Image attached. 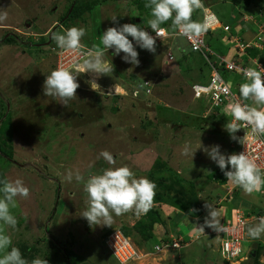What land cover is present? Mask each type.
<instances>
[{
    "label": "rangeland",
    "instance_id": "obj_1",
    "mask_svg": "<svg viewBox=\"0 0 264 264\" xmlns=\"http://www.w3.org/2000/svg\"><path fill=\"white\" fill-rule=\"evenodd\" d=\"M145 3L146 0H0V12L7 13V19L0 21V40L7 33L16 39V42L0 41V180L20 178L30 189V197L18 198V206L11 210L18 221L16 228L6 227L12 246L20 249L29 264L36 258L47 260L48 264H63L67 257L73 264H119L103 245L105 233L116 228L126 230L137 248L148 252L144 236L132 229L137 220L145 217L143 214L137 216L129 212L115 216L113 213V226L104 227L90 226L81 215L87 208L84 183L90 175L101 174L109 167L128 166L137 178L146 177L154 182L156 194H169L165 203L152 204L160 209L163 221L153 227L154 236H164L174 223L177 227L174 232L185 235L184 231H188L185 238L190 233L196 235L198 226L195 228L196 222H189L191 218H197L199 224L207 228L204 223L210 209L201 213L205 199L200 197L202 206L191 207L192 212L188 215L183 213H186L183 202L189 205L197 191L213 190L216 193L217 181L220 182L224 174L217 164L206 167L202 158H186L182 154L183 137L187 130L202 125H218L224 132H229L225 128L224 112L212 115L208 103L195 101L191 96V84L207 82L209 69L203 57L198 56L200 54L181 59L184 55L177 47L187 55L191 52L182 37L178 36L168 49L156 42L155 53L134 46L139 53L138 65L126 62L123 52L116 55L114 48L109 49L104 59L112 62L113 73L100 76L80 73L77 96L68 105L44 94V81L57 68L53 33L63 34L73 26L82 27L86 30L82 45L93 47L100 43V36L107 28L133 23L134 18L144 14L150 16ZM203 3L210 5V10L230 27L238 22L237 17L249 13L245 9L254 11L257 8L234 6L229 0H203ZM73 5L80 14L68 22L61 20ZM202 10H196L192 16L198 24L202 21ZM112 16H117L118 22L113 21ZM231 29L235 30L234 27ZM45 32L40 38L39 35ZM218 36L217 32L208 34L216 40L214 45L219 44ZM219 49L228 57L233 54L232 48L221 45ZM74 68L66 67L73 71ZM93 79L97 90L89 83ZM140 79L147 81L146 88L137 86ZM205 107L207 113L199 116L201 108L204 110ZM227 142L230 145V138ZM238 142L233 140L229 155L237 153ZM102 150L112 153L115 165H109L102 157L97 159ZM69 169L73 172L79 169L85 181H67ZM149 171L160 173L151 176ZM160 177L165 179L164 184L159 183ZM177 179L185 186V194L179 192L182 188L177 186ZM192 179L196 191L191 194L187 181ZM220 184L226 186L225 190L230 194L236 192L232 201L238 197L250 200L251 195L227 180ZM167 186L171 189L167 190ZM218 192L224 194L220 188ZM214 193L213 197L205 196L212 204L219 201ZM169 200L172 203L167 204ZM261 203L258 205L263 207ZM244 209L256 214V211ZM219 211L221 220L223 213ZM219 239L216 234H201L187 248L140 256L128 263L227 264L220 251ZM255 242L257 240H252L246 232V258L242 264H252L248 254L256 248ZM258 243L262 245L259 254L262 264L264 237ZM66 248L71 254L65 256L62 250Z\"/></svg>",
    "mask_w": 264,
    "mask_h": 264
},
{
    "label": "clouds",
    "instance_id": "obj_2",
    "mask_svg": "<svg viewBox=\"0 0 264 264\" xmlns=\"http://www.w3.org/2000/svg\"><path fill=\"white\" fill-rule=\"evenodd\" d=\"M144 6L150 9L151 18L147 20V26H150L156 33V37L163 38L165 29L161 25L169 21H171V28L182 36L198 35L204 30L201 24L192 19L196 10L204 8L203 0H146ZM6 19L7 13L0 12V21ZM111 19L117 21V16H112ZM220 23L222 22L220 21ZM218 30L221 29H214L209 33L212 34ZM85 35L84 28L73 26L63 34L53 33L52 40L61 50L76 51L83 47L81 41ZM129 36L133 37L141 48L155 53L156 37L138 24L125 23L120 27H109L100 36V43L93 45L82 63L75 65L76 74L71 69L58 67L47 75L43 85L44 94L53 97L57 102L68 105L69 101L77 96V89L80 87L77 76L80 73L91 72L95 76L113 73L112 62L104 59L108 50L112 48L116 55L123 52V59L126 62L138 65L140 63L139 53ZM243 76L246 82L240 85L239 93L244 101L251 103L242 104L237 101L229 105L224 114L231 118L225 125L231 138L246 144L248 133L242 138L236 136L237 131L241 128H250L254 135L264 136V72L257 68H248L243 71ZM89 83L94 90H97L94 86L97 84L95 79ZM205 110L207 107L203 111ZM211 113L216 115L215 111ZM201 147L202 144L198 148ZM196 150L193 151L190 144L186 143L182 154L193 157ZM204 151L224 172L227 181L241 188L245 194L264 192V169L245 151L226 155L221 152L220 145H214L211 148L204 147ZM101 157L109 165L116 164V160L108 150H102L97 159ZM229 165L231 170H228ZM65 179L69 182L73 179L77 182L85 181V177L79 169L75 172L69 169ZM0 185H2L0 186V264H29L20 249L12 246V238L6 234V227L16 228L18 221L11 210L18 206V198L28 199L30 197V189L20 178L0 180ZM84 191L87 193V208L81 215L87 219L90 226L104 227L113 226V213L115 216L129 212H134L137 216L147 214L156 196V185L146 177L137 178L128 166H120L109 167L104 169L101 174L90 175L84 183ZM205 207L210 209L209 217L205 218V225L217 231H226L224 225L220 224L219 209L213 208L211 203H206ZM198 230H202L203 234L208 231L204 226H200ZM247 235L254 241L264 237V216L259 217L256 224L247 228ZM31 264H48V261L36 258L31 261Z\"/></svg>",
    "mask_w": 264,
    "mask_h": 264
},
{
    "label": "built area",
    "instance_id": "obj_3",
    "mask_svg": "<svg viewBox=\"0 0 264 264\" xmlns=\"http://www.w3.org/2000/svg\"><path fill=\"white\" fill-rule=\"evenodd\" d=\"M247 18L249 21L246 22H250L254 27L250 40L243 39L237 31L232 32L229 24L220 23L217 15L209 8H205L202 13L201 25L204 30L198 35L182 36L174 30L169 31L166 26H161L165 29V34L161 38L156 37V33L147 24H140V27L156 37V42H160L168 36L182 37L187 42L189 51L197 52L205 59L210 68L208 80L205 83H193L190 86V91L193 100H201L208 103L209 109L218 114L220 111L225 113L229 105L237 101L242 104L247 103L232 86L231 78L224 77V74L219 70L220 68L231 75L240 74L243 78V71L248 68H257L264 72L263 59L258 56L253 58L246 51L249 48H255L259 51L264 50V23L256 16L254 17V15H250ZM218 28L222 30L218 41L227 49H233L231 57L218 52L209 43L207 35L210 31ZM129 39L133 41L134 46H139L133 37L129 36ZM89 49V47L85 46L76 51L58 49L55 52L57 57L56 67L66 68L67 66H75L81 63L80 61L87 56ZM206 113L205 111L204 116ZM229 119L231 118L226 115L227 122H229ZM239 131L241 138L247 133L248 135L246 144L239 142L238 153L245 151L250 158L255 159L257 164L264 169V136L254 135L250 128H241ZM261 216H264V211L250 214L245 209L236 208L232 218L221 224L224 225L226 231H215L218 238H220V251L229 264H239L245 260L244 242L247 228L251 223L256 224ZM203 233V231L199 230L196 235L190 233L188 238L182 235H170L169 240H158L152 244L150 251L142 252L128 235L121 229L116 228L109 230L105 234L103 245L119 264H127L140 258V256L156 252L167 253L174 251L184 245H188Z\"/></svg>",
    "mask_w": 264,
    "mask_h": 264
},
{
    "label": "trees",
    "instance_id": "obj_4",
    "mask_svg": "<svg viewBox=\"0 0 264 264\" xmlns=\"http://www.w3.org/2000/svg\"><path fill=\"white\" fill-rule=\"evenodd\" d=\"M229 2L232 4V5H234V6H241V5H243V6H245V7H248V6H251V7H253V6H257V8L255 9V11L253 12V13H251L252 15H254V16H256L258 19H260V20H262V22L264 23V0H229ZM97 3V2H96ZM96 3H94V4H96ZM74 5H73V8L69 11V13L68 14H66V16H64V18L63 19H61V20H65V21H69L71 18H73V16H77L78 14H80V11L78 10V9H74ZM205 8H210V5H205L204 4V8H203V10L202 11H204V9ZM252 9V8H251ZM144 12H146V11H144ZM145 16H142V17H139L138 18V22H136V19L134 18V21H133V23L134 24H147V20L148 19H150V16L148 15V14H144ZM237 19H239L238 20V22L234 25V26H231V27H234V31H236V27H238V26H240L241 25V18L240 17H237ZM220 20V19H219ZM221 21V20H220ZM222 22V21H221ZM223 24H229V23H226V22H222ZM171 21H169L168 23H166V24H163V25H161V26H166L167 27V29L169 30V31H171V30H173L172 28H171ZM230 25V24H229ZM218 33H219V36L218 37H220L221 36V34H222V31L221 30H218ZM41 35H43V34H40L39 35V37L41 38V37H44V36H41ZM209 35H215V32H212V34L211 33H209ZM208 36V35H207ZM15 36H13L12 37V34H9V33H7V35H5L0 41L2 42H16V39L14 38ZM176 38L177 37H172V36H168V37H166L165 39H162L160 42H157V43H160V44H162L163 46V48H166V49H168V47L171 45V44H174L175 42H176ZM209 38V43H211V46L213 47V48H215V49H217V51L218 52H222V50L221 49H219V46H217V45H214V41L216 42V40H214V39H212L211 37H208ZM211 38V39H210ZM218 40V39H217ZM213 44V45H212ZM176 45V44H175ZM174 45V46H175ZM90 49L92 48V47H89ZM59 48L56 46V47H54V53L58 50ZM176 49H181V47H177ZM56 54V53H55ZM192 54H196V53H189L188 55L186 54V55H184L181 59H188V57L187 56H190V55H192ZM182 55V54H181ZM202 59H204V58H202ZM204 61H205V59H204ZM206 63V65H207V62H205ZM208 66V65H207ZM208 69H209V71H210V68H209V66H208ZM220 70V72L222 73V74H224V77H226V78H232V85H233V87H234V89L238 92V94L240 95V93H239V87H240V85L242 84V83H244V82H246V81H244V79L243 80H239L237 77H229V75H230V73L228 74V73H226L222 68H220L219 69ZM232 76V75H231ZM142 80L143 79H140L139 81H141L137 86L138 87H140L141 88V85H143V87L142 88H146L147 87V84H145V82H147V81H145V82H142ZM150 101V100H149ZM152 102V101H151ZM248 103V102H247ZM200 111V110H199ZM202 111H203V108H201V111H200V114H199V116H201L202 115ZM160 172H152V171H149L148 172V174L149 175H151V176H153V175H158ZM223 174H224V172H223ZM164 178H162V177H160L159 178V183L160 184H164L163 182H164ZM220 180V182L221 183H225V181L227 180V177L225 176V174L219 179ZM176 181V183L178 184L177 186H181V188H182V190L181 191H179V192H181V193H184L185 194V186H183L182 185V181H180V180H175ZM187 183H189V189L191 190V194L192 193H194L195 191H196V189L194 188L195 186H193L194 185V180L192 179V180H188L187 181ZM166 189L167 190H170L171 188L169 187L168 188V186L166 187ZM177 192H178V190H176ZM195 195V194H194ZM167 196H169V194H163V193H157L156 194V196H155V198H154V201L153 202H164L165 203V201H164V199L165 198H167ZM182 199H183V197H182ZM191 202H193V203H191ZM168 203H172L170 200L167 202V204ZM184 203V210H186V212L189 210V208H191V207H194L195 209L196 208H198L199 206L201 207V205H202V202H201V200L197 197V195H195V198L193 199V200H191L190 202H189V205H187L186 204V202H183ZM157 204H159V203H157ZM169 205H172V204H169ZM199 207V208H200ZM238 208V207H237ZM241 209H243V208H241ZM261 212V211H260ZM263 212V211H262ZM143 216H145L142 220H137L136 222H135V224L132 226V229L133 230H135V231H137V232H139V233H141L143 236H144V240L146 241V246L148 245V247H147V249H149V250H151V246H152V244L153 243H155V242H157L158 240H162V241H165V240H169V237H170V234H174V235H181V234H179V233H177V232H174V229L175 228H177L176 226H175V223L173 224V226H172V228L170 229V231H165L164 232V236H161V237H159V238H157L156 236H154L153 235V232H151L152 230H153V227L155 226V224H157L158 222H163L162 221V213H161V211H160V209L158 208V206H154V205H152L151 206V209L148 211V213L147 214H143ZM171 218H172V216H170ZM232 218V213H231V215L229 216V218H228V220L229 219H231ZM146 219V220H145ZM200 220V219H199ZM191 221H194V222H196L195 220H192L191 219ZM163 225V224H162ZM181 231H184V229H181ZM123 232L127 235V231L126 230H123ZM185 232V235H182V236H186L187 234H188V231H184ZM170 233V234H169ZM106 234V233H105ZM259 242V240H257V242H255V243H257V246H256V248H254V250H252L249 254H248V257H249V261H251V263L252 264H261L260 262H259V254H260V252H261V244L260 243H258ZM188 245H190V244H188ZM188 245H184V246H182V247H180V248H178V249H176V250H174V251H177V250H180V249H184V248H187V246ZM261 245V246H260ZM63 252H64V254H65V256L66 255H68L69 253H70V251L66 248V249H63L62 250ZM71 254V253H70ZM68 259V257L66 258V260H65V262L63 263V264H73V263H71V260H67ZM225 260V259H224ZM225 262L227 263V264H229L226 260H225ZM243 262H241L240 264H242ZM75 264V263H74Z\"/></svg>",
    "mask_w": 264,
    "mask_h": 264
},
{
    "label": "crops",
    "instance_id": "obj_5",
    "mask_svg": "<svg viewBox=\"0 0 264 264\" xmlns=\"http://www.w3.org/2000/svg\"><path fill=\"white\" fill-rule=\"evenodd\" d=\"M245 11L249 12V13H247L246 15L243 14V15L240 16L241 25L236 27V31L238 32V34L243 39L245 38L246 40L247 39L250 40L252 38V31H254V27L251 24H249L250 22H246V21H249L248 18H247L248 17L247 15L253 13L255 10L251 11V10L245 9ZM246 24H249V26H246ZM245 28H247V29H245ZM48 30H49V28L46 30V32ZM46 32L42 33V34H46ZM232 32H235V31H232ZM217 33H218V31H217ZM221 45L222 44L219 42V44L217 46H221ZM177 51L179 53H181V54L186 52V51L181 52V51H179V49H177ZM246 51L253 58L257 57V56L261 57L263 59V62H264V50L259 51V50L255 49V48H249ZM196 54H198V53H196ZM182 55H186V53H184ZM198 56H201V55H198ZM231 77H237L239 80H243V77L240 74H233ZM190 93H191V91H190ZM247 102L249 104L251 103L250 101H247ZM202 113L204 115L205 111H203ZM210 118H211V116H210ZM202 119H205V118H202ZM192 131L195 132V133L192 134ZM236 134L238 136H240V131L238 130ZM184 135H186L185 137H183L184 143L185 144L186 143L190 144V146L193 147V151H195L196 148L202 144V149L199 148L195 152L196 154H199V155H194L193 157L192 156H186V158H189V160H192L191 158H202V159H204V165H206V167L210 166L211 164H217V163L215 161H210L212 159H210V157L204 151V147L211 148L214 145H220L221 152L226 154V155H229L228 149H231L233 147V143H232L233 139H231V135L229 133H227V132H224V130L221 128V126H218V125H214V126L202 125V126H199V128H194V129H191V130H187L184 133ZM229 138H230V145H227V143H228L227 141H228ZM237 142H238V140H237ZM238 144H239V142H238ZM238 149H239V147H238ZM237 153H238V150H237ZM228 170H231V166L230 165L228 167ZM217 182L219 184V188L221 189V191L222 190L224 191V194H221V195L218 194L219 193L218 192L219 188L216 186L217 184L215 185V184H213L211 182H209L210 185H213V187L214 186L217 187L216 193H214L213 190H211L210 192L204 191V190L201 191V192L197 191V194H196L197 197L199 199H200V197L202 199H205V200H203L205 202H203L204 206L202 207L201 213H204V211L209 210L208 208L205 207V205H206V203L212 202L211 199L210 200L207 199V197H213L212 193L217 194V197H218L217 199L219 200L217 203H213V208H215V209H219L220 208L219 210H221L222 213H223V219L220 220V224L224 223V221H226L229 218L231 213H233V210L236 209L237 207L238 208H243V209L246 208V209L251 210L253 212H255V211L256 212L264 211V206L260 207V205H258L261 202H263V203H261V205L264 204V193H260V194L254 193V195L253 194L251 195L250 200H245L243 198L238 197L236 199L234 198V200L232 201L233 194H235L236 192L234 191V192H232V194H230L229 192H227L225 190L226 186L222 187L223 184H220L219 181H217ZM227 195H229V196H227ZM205 196H207V197L205 198ZM243 197H245V195ZM234 201H235V203H234ZM257 201H258V203H257ZM220 203H221V206H219V208H218L217 206ZM191 209L192 208H189V210L186 213L185 212H183V213L188 215V213L192 212ZM191 219L196 220L195 228H196V226H198L197 228H200V226H203L201 223L199 224L197 218H191ZM191 219L189 220V222H191ZM185 220H187V219H185ZM204 228L206 230H208V231H205L206 234H216L217 235V233H215V231H217V230H214L213 228L208 227V226H207V228L206 227H204ZM170 235H172V234H170ZM159 237H161V236H159ZM159 237H157V238H159Z\"/></svg>",
    "mask_w": 264,
    "mask_h": 264
}]
</instances>
